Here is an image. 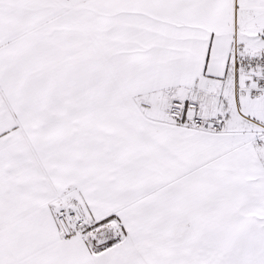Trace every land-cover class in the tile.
<instances>
[{
    "label": "snow or ice",
    "instance_id": "1",
    "mask_svg": "<svg viewBox=\"0 0 264 264\" xmlns=\"http://www.w3.org/2000/svg\"><path fill=\"white\" fill-rule=\"evenodd\" d=\"M0 264H264V0H0Z\"/></svg>",
    "mask_w": 264,
    "mask_h": 264
}]
</instances>
